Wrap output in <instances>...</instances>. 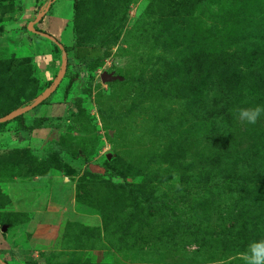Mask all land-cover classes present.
<instances>
[{
  "label": "rangeland",
  "instance_id": "rangeland-1",
  "mask_svg": "<svg viewBox=\"0 0 264 264\" xmlns=\"http://www.w3.org/2000/svg\"><path fill=\"white\" fill-rule=\"evenodd\" d=\"M258 105L264 0H0V264H245Z\"/></svg>",
  "mask_w": 264,
  "mask_h": 264
},
{
  "label": "clouds",
  "instance_id": "clouds-1",
  "mask_svg": "<svg viewBox=\"0 0 264 264\" xmlns=\"http://www.w3.org/2000/svg\"><path fill=\"white\" fill-rule=\"evenodd\" d=\"M236 118L247 125H254L264 116V106L234 109ZM245 264H264V239L250 243L247 252L243 253Z\"/></svg>",
  "mask_w": 264,
  "mask_h": 264
},
{
  "label": "trees",
  "instance_id": "trees-1",
  "mask_svg": "<svg viewBox=\"0 0 264 264\" xmlns=\"http://www.w3.org/2000/svg\"><path fill=\"white\" fill-rule=\"evenodd\" d=\"M64 52H72L73 58L77 60L81 65L86 64L88 62H93L98 58H107L110 55V48L105 47L101 50L99 47H64ZM17 124L22 128L23 131L27 130H36L39 129L40 123L38 119H33V125L30 127H26L23 125L22 120L18 117ZM2 128V123H0V129Z\"/></svg>",
  "mask_w": 264,
  "mask_h": 264
}]
</instances>
